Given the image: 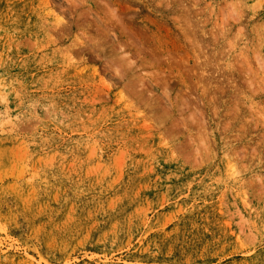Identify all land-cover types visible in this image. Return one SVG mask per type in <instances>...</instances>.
<instances>
[{"label": "rangeland", "instance_id": "rangeland-1", "mask_svg": "<svg viewBox=\"0 0 264 264\" xmlns=\"http://www.w3.org/2000/svg\"><path fill=\"white\" fill-rule=\"evenodd\" d=\"M0 264H264V0H0Z\"/></svg>", "mask_w": 264, "mask_h": 264}]
</instances>
